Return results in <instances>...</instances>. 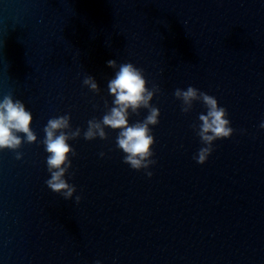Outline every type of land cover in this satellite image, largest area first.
I'll list each match as a JSON object with an SVG mask.
<instances>
[{
  "label": "water",
  "instance_id": "obj_1",
  "mask_svg": "<svg viewBox=\"0 0 264 264\" xmlns=\"http://www.w3.org/2000/svg\"><path fill=\"white\" fill-rule=\"evenodd\" d=\"M128 62L161 113L151 178L123 162L119 130L83 138L114 106L108 82ZM189 86L214 96L234 129L203 165L193 157L204 105L182 112L174 96ZM5 95L32 113L37 141L19 160L0 152V264H264V0H0ZM66 114L80 129L71 200L47 187L42 143L48 120Z\"/></svg>",
  "mask_w": 264,
  "mask_h": 264
},
{
  "label": "clouds",
  "instance_id": "obj_2",
  "mask_svg": "<svg viewBox=\"0 0 264 264\" xmlns=\"http://www.w3.org/2000/svg\"><path fill=\"white\" fill-rule=\"evenodd\" d=\"M109 68L116 69L117 62L109 60ZM83 84L90 90L99 91V85L95 78L88 76ZM159 91V87H156ZM109 95L114 97L113 107L97 122L89 120L87 130L83 138L87 141L94 139H105V127L112 130H119L116 136V147L124 154L123 162L133 170H143L149 178L153 173L150 167L156 164L153 159L155 153L153 146L155 137L152 127L159 124L161 115L158 107L150 102L153 99L154 91L148 87V81L144 71L133 63L119 64L113 79L108 82ZM174 96L183 102L182 112H187L193 101H202L206 114L198 116L197 136L203 145L193 159L198 164H205L213 153L214 143L217 140L229 139L234 134L231 121L228 118L227 109L220 106L218 100L199 89L189 86L186 90L177 88ZM148 109L149 114L136 123H130V115L139 114L140 109ZM71 117L62 115L48 120L44 127V139L42 141L44 151L47 153L46 165L49 178L45 181L47 187L60 194L65 200H71L77 189L74 184L69 183V170L72 168V159L76 156L75 150L69 141L80 136V129H71ZM33 122L32 113L27 110L21 100H14L11 95H5L0 100V152L11 150L16 153V159L22 158L18 150L23 143H35L37 136L31 129ZM264 129V121L259 125ZM20 134H23L21 136ZM105 153L101 152L103 157ZM81 197L75 196L79 203ZM96 264H101L97 261Z\"/></svg>",
  "mask_w": 264,
  "mask_h": 264
}]
</instances>
